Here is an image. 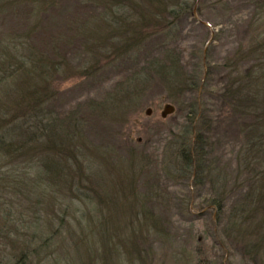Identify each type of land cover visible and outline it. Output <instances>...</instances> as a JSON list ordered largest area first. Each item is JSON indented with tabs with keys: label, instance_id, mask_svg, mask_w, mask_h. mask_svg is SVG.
I'll return each mask as SVG.
<instances>
[{
	"label": "rangeland",
	"instance_id": "1",
	"mask_svg": "<svg viewBox=\"0 0 264 264\" xmlns=\"http://www.w3.org/2000/svg\"><path fill=\"white\" fill-rule=\"evenodd\" d=\"M34 1L0 0V56L17 52L19 57L33 54L48 58L64 53L70 68H85L93 61L95 68L91 67L87 76L67 78L56 75L51 83L52 97L46 106L61 114L78 111L77 118H84L86 124L80 123V132L73 130L76 150L85 151L88 156L110 154L108 159L113 158L112 151L122 158L112 160L116 170L121 171L119 176H115L113 169L106 168L107 162H104L114 184L117 179L122 182V186L117 187L119 195L127 193L128 186L133 183L137 195H141L140 199L152 186L154 192L160 190L157 186L166 188L170 198L164 205L157 202L158 206L152 208V214L164 223L167 238L153 236L147 241L136 239L137 252L135 245L130 246L129 241L107 240L108 230H113L108 228L107 223L121 224L120 230H130L126 213L111 211L109 221H101L97 209L90 206V219H81L80 214L87 211L76 199L81 194L63 178L53 187L56 202L48 203L52 206L50 212L46 199L41 202L32 196L26 198L20 193L1 190L4 206L0 209V264H141V259H138L140 253L146 264H250L241 260L236 248L229 250L223 245L221 226H224L225 214L206 204L208 185H196L192 171L182 169L178 163H169L176 157L172 142L182 135L187 120L186 111L178 112L170 103L169 93L161 81L155 79L144 95L126 102L114 116L108 115L107 109L91 115L93 106L87 103H97L106 94L108 98L114 85L126 74L144 65L145 60L160 56L167 48L180 58L187 77L197 71L200 81H204L207 71L215 70L245 35L250 11L248 5L241 0H228L229 7L225 13L220 5L211 6L213 0H201L203 16L195 10L166 37L164 33H154L141 42L139 49H135L136 45L129 47L127 54L118 55L112 54L110 48L105 53L109 55L107 57L99 52L108 48L117 37L109 30L106 35V27L94 28L100 27V24L84 22L87 10L78 0H55L43 7L34 4ZM101 36H107V43L106 38L100 39ZM212 78V83L216 85L219 74H214ZM1 86L5 90L9 85ZM173 94L187 110L189 96ZM198 100L201 99L198 97ZM203 100L211 102V98ZM166 105H172L173 110L162 116ZM218 120L209 134L213 142L209 156L214 159L217 169L220 168L218 171L227 174L229 183L236 166L237 137L231 123ZM93 155L86 159L87 163L89 159L97 162ZM5 160L0 159V173L10 170L11 166L1 168V165L8 164L9 160ZM87 174L90 172H85ZM3 176L8 178V175ZM92 178V186L96 187L94 175ZM90 195L91 198L97 197L94 193ZM112 196L109 190L102 200L110 202ZM237 198L238 189L226 199L224 212L230 210ZM59 204L68 206L61 213L63 223L57 224L54 214H58ZM221 215L224 217L219 220ZM48 219L53 222L51 227L47 225ZM94 224L107 226L92 232L90 226ZM42 239L48 242V248L36 252Z\"/></svg>",
	"mask_w": 264,
	"mask_h": 264
},
{
	"label": "trees",
	"instance_id": "2",
	"mask_svg": "<svg viewBox=\"0 0 264 264\" xmlns=\"http://www.w3.org/2000/svg\"><path fill=\"white\" fill-rule=\"evenodd\" d=\"M54 1L35 0L34 4L38 3L43 7ZM241 1L250 9L245 23V35L230 55L217 64L215 70L213 68L207 71L204 81H200L197 71L187 77L180 58L167 48L160 56L145 60L144 65L126 74L114 85L108 98L106 94L97 103H87L93 106L91 115L93 112L96 115L100 111L103 113L107 109L108 115L114 116L126 102L144 95L155 79L161 81L169 93L170 103L178 112L185 110L187 120L182 135L172 142L176 157L169 163H178L182 169L192 171L196 185H208L206 204L225 214L224 226H221L225 248H236L241 260L250 264H264V0ZM78 2L87 10L84 22L100 24V27L94 28L106 27V35L109 30L117 37V40L110 42L108 48L99 52L100 55L107 53L110 48L112 54L125 55L129 47L137 45L135 49H139L141 42L154 33H164L166 37L172 30L174 32L180 21L191 16L195 10L203 16L201 0ZM218 5L225 13V10L228 11V0H213L211 3L212 7ZM103 38H106L107 43V36H101L100 39ZM105 56L109 57L108 54ZM65 57L64 53L48 58L33 54L19 57L17 52L0 56V159L9 160L1 168L11 166L9 172L0 173V209L4 206L1 190L5 189V193H20L26 198L32 196L41 202L48 200L46 203L50 212L52 206L48 203L56 202L53 187L65 178L66 183L69 181L70 187L74 185L73 188L81 194L76 199L87 208V211L80 214L81 219H90V206L97 209L101 221L107 219L108 222L111 211L126 213L130 230H120L121 224L107 223L108 228L116 229L108 230L107 240L129 241L130 246L135 245L137 252V245L134 243L136 239L147 241L153 236L166 239L164 223L152 214V208L158 206L157 202L164 205L170 198L166 188L157 186L160 190L154 192L152 186L140 199L141 195H137L129 176L128 185H131L128 186V192L119 195L117 187L122 186V182L117 179L114 184L109 176L111 173L106 168L113 169L115 176H119L121 171L119 173L116 170L117 166L112 160H117L120 156L110 151L113 158L108 159L110 154L100 156L96 153L88 156L85 151L76 150L73 130L80 132V123L86 124L84 118H77L78 111L61 114L46 106L52 97L51 83L56 75L67 78L77 75L79 78L87 76L91 67L95 68L93 61L85 68H70ZM216 73L219 78L215 85L212 77ZM2 84L9 86L3 90ZM174 92L189 96L187 110L176 101ZM204 98H211V102H204ZM218 119L231 123L237 137L236 166L229 183L227 174L218 171L220 168L217 169L214 159L209 156L213 149L209 134ZM91 155L95 156L97 162L89 159L90 162L87 163L86 159ZM104 162H107L106 168ZM85 172L90 174L85 175ZM3 175H8V178ZM92 175L95 177L96 187L92 186ZM237 189L236 203L228 212H224L226 199ZM107 190H111L113 196L106 203L102 197H105ZM91 193L97 197L91 198ZM116 194L119 197H114ZM152 194L155 197L151 198ZM67 206L59 204L60 213L54 214L57 224L63 223L61 213L65 212ZM139 216L142 218H138ZM222 217L224 215L219 220ZM47 221V225L51 227L53 222L50 219ZM107 225L94 224L90 226V230L96 232L101 226ZM45 248H48V242L42 239L35 251H46ZM138 259H141V264L145 263L141 253Z\"/></svg>",
	"mask_w": 264,
	"mask_h": 264
},
{
	"label": "water",
	"instance_id": "3",
	"mask_svg": "<svg viewBox=\"0 0 264 264\" xmlns=\"http://www.w3.org/2000/svg\"><path fill=\"white\" fill-rule=\"evenodd\" d=\"M173 110V106L172 105H166L164 107V110L162 111L161 115L165 116L167 113H170Z\"/></svg>",
	"mask_w": 264,
	"mask_h": 264
}]
</instances>
